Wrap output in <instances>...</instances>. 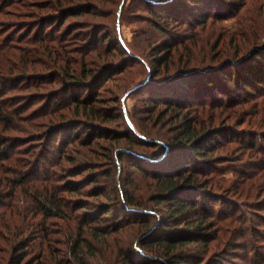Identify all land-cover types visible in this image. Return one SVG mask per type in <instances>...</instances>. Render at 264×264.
Here are the masks:
<instances>
[{
	"label": "trees",
	"instance_id": "trees-1",
	"mask_svg": "<svg viewBox=\"0 0 264 264\" xmlns=\"http://www.w3.org/2000/svg\"><path fill=\"white\" fill-rule=\"evenodd\" d=\"M139 1L150 19L142 47L103 29L97 0H0V236L19 237L6 264H31L35 246L37 264L54 255L52 219L77 224L69 249L80 264L93 248L84 227L98 238L127 222L142 227L118 248L121 264H264V0ZM199 43L209 59L193 62ZM135 64L148 78L129 95L141 91L150 125L98 90ZM117 120L122 132L104 125ZM166 121L175 126L156 128ZM98 138L125 140L109 165L128 159L163 209L75 161L74 147Z\"/></svg>",
	"mask_w": 264,
	"mask_h": 264
},
{
	"label": "rangeland",
	"instance_id": "rangeland-1",
	"mask_svg": "<svg viewBox=\"0 0 264 264\" xmlns=\"http://www.w3.org/2000/svg\"><path fill=\"white\" fill-rule=\"evenodd\" d=\"M99 5H101L103 8H106L105 11H103V14H106L107 16H102L98 18L97 20H103L106 23L103 27V29L109 30L113 33V29L116 28V32L118 35L119 40H121L122 43L124 42H136L135 44L140 45L139 47H142L141 45H144L145 36H146V27L145 25L147 23L141 22L140 20H144L148 14L143 9V3L139 0H116L114 4H110L108 1L103 0H97ZM108 10V11H107ZM18 12L17 9L12 10L11 13L13 15H10L12 17L16 16H23L21 13H15ZM83 19H91L90 16H84ZM81 18V19H82ZM93 18V17H92ZM148 18V17H147ZM18 19V18H17ZM149 19V18H148ZM136 20H139V23L136 22ZM150 20V19H149ZM230 22V21H229ZM223 24H226L224 22ZM207 32V31H205ZM204 35V34H203ZM218 35V33H217ZM227 35V34H226ZM214 39L211 40V42ZM187 43V42H186ZM182 42V46L180 48H186L185 44ZM200 43L196 46H193V53L194 52H200L199 55L204 54L203 49L206 48L205 45L202 46V49L200 50L198 46ZM182 51H176L174 55V59L177 62V59L180 57L182 58L187 52L183 49ZM207 52V50H206ZM149 54V53H148ZM206 53L202 56L204 58L202 59V56L200 58H196L195 60H192L193 62H202L207 61L206 59ZM116 57L113 58L117 59L115 62L119 60L118 55L115 54ZM182 56V57H181ZM145 58L146 62L152 66L151 62L149 61V57H143ZM184 60V57H183ZM182 60V61H183ZM148 68L150 67L147 65ZM154 66V65H153ZM146 67V63H145ZM143 68V66L139 64H135L133 67H129L125 72L120 74L118 77L111 81H105L99 86L100 96L103 97L106 100H113L111 103L107 101V106H116L118 103L121 104L123 114L126 118L129 114L135 113V117L138 118L139 116H142L141 123L142 124H151L150 122H147L145 118H147V113H142L144 109L141 108L140 103V96L141 91H137L135 95H129L130 92L133 89H136L139 87L142 83L145 82V79L148 78L147 70H144L140 76L135 74V71H140ZM175 66L171 65L170 71L174 70ZM115 77V76H114ZM126 82V83H123ZM130 82L136 83V85L132 86L131 88L126 89L119 88L121 84H127ZM126 85V86H127ZM124 86V87H126ZM126 90V91H124ZM28 94L24 93V96H27ZM44 95V92H43ZM42 95V96H43ZM109 96L112 99H109ZM42 98V97H41ZM40 98V99H41ZM39 99V100H40ZM118 99L119 102H116L115 100ZM28 102V101H27ZM31 102V101H30ZM26 103V100L24 104ZM27 104V103H26ZM27 106V105H26ZM36 106V105H35ZM162 108V107H161ZM160 108V109H161ZM136 109L135 111H133ZM169 113L167 114V116ZM129 118V117H128ZM200 118V117H199ZM138 122V119H136ZM168 124L167 121L165 124H159L156 126V128H161L162 131H166L167 128H171L175 126ZM105 126H108L109 128L116 130L117 132H122V125L121 121H113L108 122L104 124ZM97 143V144H96ZM126 144L125 140H120V142H114L107 138L97 139L94 141V143L90 147H81V146H75L74 149L72 147V156L75 158L76 162H90L91 168H88L89 170H92L94 174H96V178L100 180L102 183L109 182L104 180V175L108 172H111L114 176V179L112 181L118 188L126 187L127 189L131 190L136 198L142 199L146 201L147 205L153 206L156 209H163V206H155L156 204L151 201V198L154 195V188L152 187V179L151 178H142L139 174H137L136 171L132 169V167L128 164L127 160L124 159L120 163H117L115 166L109 165V159L107 158V155L109 154V151L111 149L115 150L114 155L118 153L121 149H118L117 147ZM115 158V157H114ZM116 161V160H115ZM65 165L69 166L68 163H64ZM104 170V171H101ZM89 171H86L87 173ZM103 176V177H102ZM80 179V178H79ZM99 181V182H100ZM74 196V195H71ZM91 200V199H88ZM81 211V210H80ZM79 211V212H80ZM20 220V219H19ZM35 222L37 220H40L38 216L34 217L33 219ZM20 224V223H17ZM17 224L15 226H11L9 229L14 230V228L17 229ZM46 228H50L53 233H51L52 238L54 241L51 243L50 247L53 248L54 255H51V253L47 252V260H44V264H54L57 260L61 259L63 264H80L78 261L75 260L74 257L70 254V245L73 244L71 242L72 240L77 238L78 227L76 225H70L69 227H66L64 225L63 221H60L58 219H52L46 221L44 224ZM92 226H94L92 224ZM90 226L84 227L85 236H88L89 242L92 244L93 248L91 251L88 249H85V251H80L79 257H82L83 263L82 264H121V259L118 254V248L127 247V245L136 242L135 238L139 236V232H141V223H135V222H127L122 224V227L117 232H110L109 234L101 235L98 238H95L96 236L89 235L90 228L93 229V227ZM24 228L21 227V229ZM14 232L8 231L7 229L1 230V236H0V254L3 260V264L7 263V259L10 255V247L12 245V241L17 238V236L13 235ZM70 234H72L70 237H68ZM19 238V237H18ZM17 238V239H18ZM22 238V237H20ZM69 239V240H68ZM137 249H140L136 245ZM40 248L38 246L34 247L33 252H30L26 255L25 261L31 264H37L40 262L39 259ZM52 256V257H51ZM55 260V261H54Z\"/></svg>",
	"mask_w": 264,
	"mask_h": 264
}]
</instances>
